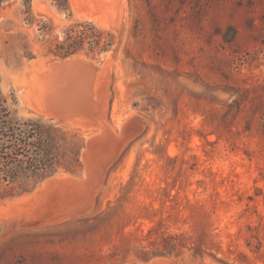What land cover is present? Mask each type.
Returning a JSON list of instances; mask_svg holds the SVG:
<instances>
[{
    "label": "rangeland",
    "instance_id": "rangeland-1",
    "mask_svg": "<svg viewBox=\"0 0 264 264\" xmlns=\"http://www.w3.org/2000/svg\"><path fill=\"white\" fill-rule=\"evenodd\" d=\"M69 6L1 11V95L53 166L0 178V264H264V0ZM76 20L111 48L54 55Z\"/></svg>",
    "mask_w": 264,
    "mask_h": 264
},
{
    "label": "trees",
    "instance_id": "trees-1",
    "mask_svg": "<svg viewBox=\"0 0 264 264\" xmlns=\"http://www.w3.org/2000/svg\"><path fill=\"white\" fill-rule=\"evenodd\" d=\"M14 1L0 0V15L6 5ZM50 1L59 11L70 15L69 0ZM21 2L24 6L26 23L32 24V0H21ZM46 26L45 22L39 26L44 35L47 33ZM114 39L112 31L100 29L89 20H76L64 29L61 39L58 36L55 37L50 51L62 58L82 49L92 53L107 51L113 45ZM6 102V98L0 92V178L9 182L15 180L18 167L23 164L30 172L50 173L53 166V152L51 145L44 141L43 125L37 120L30 119H26L23 123L14 122ZM17 130L23 132L22 137L17 135ZM32 133L37 137L30 141Z\"/></svg>",
    "mask_w": 264,
    "mask_h": 264
},
{
    "label": "bare ground",
    "instance_id": "bare-ground-1",
    "mask_svg": "<svg viewBox=\"0 0 264 264\" xmlns=\"http://www.w3.org/2000/svg\"><path fill=\"white\" fill-rule=\"evenodd\" d=\"M115 117V116H114ZM117 119V118H116Z\"/></svg>",
    "mask_w": 264,
    "mask_h": 264
}]
</instances>
